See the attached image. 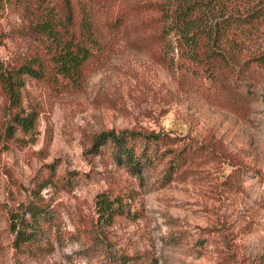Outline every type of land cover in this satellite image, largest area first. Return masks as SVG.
<instances>
[{"label":"rangeland","instance_id":"obj_1","mask_svg":"<svg viewBox=\"0 0 264 264\" xmlns=\"http://www.w3.org/2000/svg\"><path fill=\"white\" fill-rule=\"evenodd\" d=\"M116 1L132 13L137 0ZM18 21L0 3V60L26 44ZM143 27L131 19L77 79H27L29 130L5 129L0 89V264H129L139 253L150 264H264V70L231 73L223 88L183 69ZM124 128L167 131L206 153L168 182L164 164L132 176L89 149L93 135ZM49 167L71 186L38 187ZM234 169L239 191L226 185ZM101 191L130 193L137 217L103 221ZM35 197L48 205L40 253L17 248L10 224Z\"/></svg>","mask_w":264,"mask_h":264},{"label":"trees","instance_id":"obj_2","mask_svg":"<svg viewBox=\"0 0 264 264\" xmlns=\"http://www.w3.org/2000/svg\"><path fill=\"white\" fill-rule=\"evenodd\" d=\"M10 5L19 21L15 36L26 40L21 52L0 60V89L10 111L5 129L15 132L33 127V112L23 113L22 92L29 78L77 79L95 54L105 50L108 40L117 36L128 22L136 20L165 52L177 54L183 69L209 79L223 88L230 86L231 73L264 70V0H137L132 13L116 0H0ZM131 17V18H130ZM109 157L132 176L164 164L165 182L182 174L186 165L206 151L193 139H183L167 131L124 128L107 129L93 135L89 148ZM73 177H59L48 168L38 187L62 181L71 186ZM228 187L241 189V174L234 169L227 176ZM131 194L101 191L97 206L108 224L130 210ZM43 200L35 197L22 214L10 220L15 246L40 253L39 227L47 214ZM27 214V217H25ZM45 249L43 251H45ZM151 256L134 255L129 264H150Z\"/></svg>","mask_w":264,"mask_h":264}]
</instances>
